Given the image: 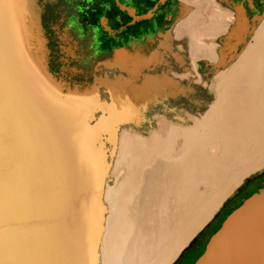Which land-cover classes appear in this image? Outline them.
<instances>
[{"label": "bare ground", "instance_id": "1", "mask_svg": "<svg viewBox=\"0 0 264 264\" xmlns=\"http://www.w3.org/2000/svg\"><path fill=\"white\" fill-rule=\"evenodd\" d=\"M176 1L174 20L159 33L166 51H154L141 66L126 57L92 58L90 72L79 76L62 63L73 83L88 86L82 123L98 136L90 264L104 257L107 264H169L242 178L264 165V11L226 54L222 36L235 12L217 0ZM136 70L158 78L143 75L137 84ZM141 91L154 100L142 105L128 96ZM132 130L145 134L142 148L135 139L129 146ZM122 149L140 163L123 214L112 221L107 191Z\"/></svg>", "mask_w": 264, "mask_h": 264}, {"label": "water", "instance_id": "2", "mask_svg": "<svg viewBox=\"0 0 264 264\" xmlns=\"http://www.w3.org/2000/svg\"><path fill=\"white\" fill-rule=\"evenodd\" d=\"M163 1L155 0L137 15L135 6L117 5L133 21L150 16ZM245 2L251 15L243 0L234 2L223 53L233 51L263 15L264 0L260 10L252 0ZM177 8L164 18L174 20ZM41 10L40 0H0V264H90L98 187L82 124L89 111L88 86L73 83L62 63L57 70L50 67ZM163 28L150 33L158 35ZM69 60L63 63L71 73L90 72ZM128 96L142 105L154 100L144 91ZM192 264H264V186L227 214Z\"/></svg>", "mask_w": 264, "mask_h": 264}, {"label": "flooded vegetation", "instance_id": "3", "mask_svg": "<svg viewBox=\"0 0 264 264\" xmlns=\"http://www.w3.org/2000/svg\"><path fill=\"white\" fill-rule=\"evenodd\" d=\"M117 1L135 6L134 14L137 15L140 14L139 9L144 12L155 0H40L42 8L41 22L47 36L48 47L49 35L47 29L49 26L57 24L59 28H64L67 31V37L75 45L71 50L77 65L86 70V63H89L92 58L98 60L110 56L112 48L115 46L117 40H115L114 34L117 31H114L113 34H107L108 30L104 26L107 25L110 30L123 26V29L121 28L119 31L121 32L120 40L124 39V42L133 40L134 42L143 43L148 36H154V32L151 34V31L169 24L171 18L165 19L164 14L166 11L177 7L176 0H164L162 3H158L150 16L131 21L132 16L121 10L117 5ZM217 1L230 11H234V2L237 0ZM252 3L254 8L261 9L262 0H252ZM243 5L247 16H250L251 9L247 6L245 0H243ZM117 22L122 23L118 25ZM61 63L63 62L61 61L59 65ZM260 186H264V169L256 176L244 181L235 193L217 208L211 218L196 232L171 264H188V262H192L199 250L203 249L208 237L227 214L245 195Z\"/></svg>", "mask_w": 264, "mask_h": 264}, {"label": "rangeland", "instance_id": "4", "mask_svg": "<svg viewBox=\"0 0 264 264\" xmlns=\"http://www.w3.org/2000/svg\"><path fill=\"white\" fill-rule=\"evenodd\" d=\"M57 24H54V25H51L48 27L47 29V33L49 35V47H50V66L53 70H57L58 69V65L59 63L62 61L63 62V58H68L70 59L69 60V63H73V64H76V60L73 58L75 57L74 55H70L69 53V50H71V48L73 47L74 48V43L67 37V31L64 29V28H59ZM56 27V28H55ZM59 29V30H58ZM58 30V31H57ZM54 31V32H53ZM162 33V32H161ZM53 34V35H52ZM60 35H62V37H60ZM152 36V35H150ZM60 38V39H59ZM57 39V40H56ZM60 47V48H59ZM158 49L156 50L157 52H159V54H162L163 52V48L164 50L166 51V48L162 45L161 41L159 40L158 42V45H157ZM163 47V48H162ZM63 52V53H62ZM154 54V51L152 52V54H150L151 56ZM117 57V56H116ZM118 59L121 61V59H124V57L122 56H118ZM126 60V59H125ZM91 61V60H90ZM89 61V62H90ZM132 62H134V60H132ZM143 61H141L139 63V66H141ZM85 68H87V63H86V66ZM79 76H82V72H79L78 73ZM131 75V74H130ZM132 77H135V75H131ZM131 77V78H132ZM136 83L139 84L140 83V80L138 78H136ZM83 124V127H84V131L86 133V136H87V139H88V142H89V139H90V146L95 148L97 147V139H98V136L92 138L91 137V134H90V131L89 129H87L86 125L84 123ZM126 131V130H125ZM127 133V132H125ZM130 137H129V146L133 143L132 140L135 139L138 144H139V148H142L143 145H144V137H145V134L143 136H138L137 133L132 130L131 133H129ZM141 140V141H140ZM125 147H128L127 145H125ZM123 151V156H122V159H121V163L123 161V164L121 165V168L117 171V173L114 175V177L111 179V186H109L108 188V191H107V195L109 196L110 194V197H111V204L109 203L108 207H107V212H109L110 215H112V221H115V219H119V217L123 214V205L126 203L127 201V198H126V193H127V190H128V182L129 181H134L135 180V174H134V166L138 165L140 163V158L134 156L133 153H131L130 151H128V149H122ZM125 152V153H124ZM185 154V153H184ZM124 157V158H123ZM127 157V158H126ZM133 158V159H132ZM127 159V161H126ZM136 159V160H135ZM181 159V157L179 156H175L173 158V161L174 160H179ZM125 160V161H124ZM129 160V161H128ZM127 162V163H125ZM264 169V165L261 166L258 170L252 172V173H249L247 175H245L241 182L238 184L239 186L234 189L233 191H231L225 198L226 200L233 194L235 193V191L244 183L245 178L246 177H252V175L256 174V173H259L260 171H262ZM121 172V173H120ZM93 176L95 178H98L99 176L97 175V173H95L93 171ZM119 174V175H118ZM116 178V179H115ZM115 179V180H113ZM250 179V178H248ZM110 184V183H109ZM108 184V185H109ZM113 186V187H112ZM256 188L253 190L255 191ZM251 191V192H253ZM119 192V193H118ZM251 192H249L248 194H250ZM117 194V195H116ZM247 194V195H248ZM245 195V196H247ZM244 196V197H245ZM114 199H113V198ZM243 197V198H244ZM116 198V199H115ZM242 198V199H243ZM241 199V200H242ZM225 200V201H226ZM240 200V201H241ZM224 201V202H225ZM223 202V203H224ZM240 203V202H239ZM113 208V209H112ZM114 212V213H113ZM113 226L114 225H111L109 226V230L108 232H106V236L108 237L109 236V233L112 231L113 229ZM105 230V228H104ZM106 237V239H107ZM106 252V250H104ZM202 250H199L198 254L201 252ZM105 252L102 253L105 255ZM197 254V255H198ZM196 255V256H197ZM195 256V257H196ZM194 257V259H195ZM193 259V260H194ZM193 260L192 262H188V264H192L193 263ZM99 264H107L105 262V257L104 259L101 258L99 260Z\"/></svg>", "mask_w": 264, "mask_h": 264}, {"label": "crops", "instance_id": "5", "mask_svg": "<svg viewBox=\"0 0 264 264\" xmlns=\"http://www.w3.org/2000/svg\"><path fill=\"white\" fill-rule=\"evenodd\" d=\"M123 19H124V17H123ZM121 23L122 22H117L118 25ZM104 28L106 30H108L107 34H113L114 31H117L114 34L115 35L114 38L117 41L115 43V46L112 48V53H111V54H113L112 58L116 59V56H122V57H126L128 60H129V58H132L136 62H141L143 60L145 61L146 58H148L149 54H152L153 51H156L158 49L157 45H158V42L160 40L159 34L158 35L155 34L154 36H148L145 39L146 41L143 43L134 42L133 40H131L129 42H124L123 41L124 39L120 40L121 32H119L121 28L123 29V26H118L115 29L110 30V28L106 25V26H104ZM125 35H126V33H125ZM156 74L158 75V73L156 71H152V70H136L134 72V75L137 78H140L141 76L143 77V75H146L148 77L151 76V78L154 80H155V78L156 79L158 78Z\"/></svg>", "mask_w": 264, "mask_h": 264}, {"label": "trees", "instance_id": "6", "mask_svg": "<svg viewBox=\"0 0 264 264\" xmlns=\"http://www.w3.org/2000/svg\"><path fill=\"white\" fill-rule=\"evenodd\" d=\"M150 4V3H149ZM148 5V4H147ZM145 7V6H144Z\"/></svg>", "mask_w": 264, "mask_h": 264}]
</instances>
